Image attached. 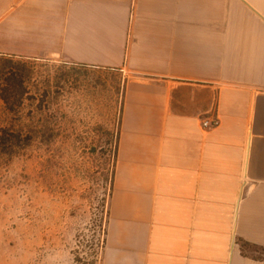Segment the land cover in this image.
I'll use <instances>...</instances> for the list:
<instances>
[{
  "label": "crops",
  "instance_id": "obj_1",
  "mask_svg": "<svg viewBox=\"0 0 264 264\" xmlns=\"http://www.w3.org/2000/svg\"><path fill=\"white\" fill-rule=\"evenodd\" d=\"M0 56L125 78L100 264H264V0H0Z\"/></svg>",
  "mask_w": 264,
  "mask_h": 264
},
{
  "label": "rangeland",
  "instance_id": "obj_2",
  "mask_svg": "<svg viewBox=\"0 0 264 264\" xmlns=\"http://www.w3.org/2000/svg\"><path fill=\"white\" fill-rule=\"evenodd\" d=\"M11 68L25 93L14 115L0 101L19 136L0 149V264H100L125 78L3 56L0 84Z\"/></svg>",
  "mask_w": 264,
  "mask_h": 264
},
{
  "label": "trees",
  "instance_id": "obj_3",
  "mask_svg": "<svg viewBox=\"0 0 264 264\" xmlns=\"http://www.w3.org/2000/svg\"><path fill=\"white\" fill-rule=\"evenodd\" d=\"M1 58L3 56H0ZM18 69L11 68L8 72H3L4 79L3 83L0 84V101L5 106L7 113L16 114L17 109L19 108V97L25 93L23 89V82H21V76L18 75ZM100 70V69H99ZM43 96H47V93H42ZM41 95V96H42ZM11 127V128H10ZM0 128V149L6 148L7 146L13 147L15 142L18 141L19 136L14 130V126ZM47 131H45L46 133ZM119 136V128L116 139V148H115V160H116V150H117V141ZM115 167V166H114ZM114 174V171H113ZM113 180V177H112ZM111 180V187H112Z\"/></svg>",
  "mask_w": 264,
  "mask_h": 264
},
{
  "label": "built area",
  "instance_id": "obj_4",
  "mask_svg": "<svg viewBox=\"0 0 264 264\" xmlns=\"http://www.w3.org/2000/svg\"><path fill=\"white\" fill-rule=\"evenodd\" d=\"M217 125V119L213 118L212 120L205 119L202 121V126L205 128H213Z\"/></svg>",
  "mask_w": 264,
  "mask_h": 264
}]
</instances>
